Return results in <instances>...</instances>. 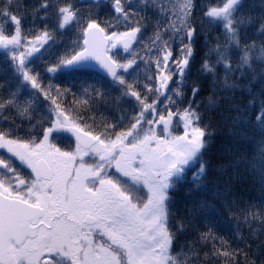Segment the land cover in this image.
<instances>
[{
	"label": "snow or ice",
	"instance_id": "snow-or-ice-1",
	"mask_svg": "<svg viewBox=\"0 0 264 264\" xmlns=\"http://www.w3.org/2000/svg\"><path fill=\"white\" fill-rule=\"evenodd\" d=\"M0 264H264V0H0Z\"/></svg>",
	"mask_w": 264,
	"mask_h": 264
},
{
	"label": "trees",
	"instance_id": "trees-1",
	"mask_svg": "<svg viewBox=\"0 0 264 264\" xmlns=\"http://www.w3.org/2000/svg\"><path fill=\"white\" fill-rule=\"evenodd\" d=\"M101 110L103 111L104 109L103 108H101ZM221 234H225L223 231L221 232Z\"/></svg>",
	"mask_w": 264,
	"mask_h": 264
}]
</instances>
